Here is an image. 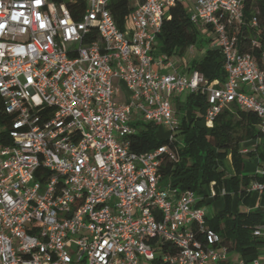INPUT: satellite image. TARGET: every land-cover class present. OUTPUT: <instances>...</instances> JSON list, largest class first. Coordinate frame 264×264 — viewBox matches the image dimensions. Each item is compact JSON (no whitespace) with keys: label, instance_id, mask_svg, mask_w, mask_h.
<instances>
[{"label":"built area","instance_id":"obj_1","mask_svg":"<svg viewBox=\"0 0 264 264\" xmlns=\"http://www.w3.org/2000/svg\"><path fill=\"white\" fill-rule=\"evenodd\" d=\"M128 1L119 27L112 0H0V264H264V223L252 230L259 253L232 258L203 197L162 180L176 151L130 147L137 122L167 126L176 140L173 102L185 92L204 95L206 126L235 105L257 116L264 136V51L238 48L244 0ZM177 2L212 31L223 82L156 52ZM252 175L246 191L264 202V163Z\"/></svg>","mask_w":264,"mask_h":264},{"label":"trees","instance_id":"obj_2","mask_svg":"<svg viewBox=\"0 0 264 264\" xmlns=\"http://www.w3.org/2000/svg\"><path fill=\"white\" fill-rule=\"evenodd\" d=\"M111 6L114 18L121 27L124 15L131 9L130 3L128 0H112ZM251 17H256L258 24L253 29L249 27ZM243 21L236 33L238 48L258 56L264 51V0H244ZM198 40V31L190 20L186 5L177 2L164 17L155 48L157 53L181 56ZM252 40H256L258 45H253ZM188 66L198 70L208 81L217 79L223 82L225 79L220 50L207 48L200 59L191 60ZM178 103L180 111L185 112L180 118L179 139L168 142L157 136L155 124L137 122V131L130 137V147L135 152H145L169 144L176 151L177 160H166L160 166L162 180H170L179 190H192L202 196L203 199L198 202L200 206L222 198L224 205L212 215L207 214V225L219 234L221 243L228 246L231 252L250 260L263 244L261 239L253 236L252 230L263 221L264 202L259 200L258 209H246L255 203V192L246 191L254 176L245 173V170L258 161L264 163V144L259 142L255 151L246 154L239 153V148L263 136L258 128V118L252 112L231 105L232 109L224 108L215 117L213 125L208 127L199 116L205 106L204 95L187 92L184 100H178ZM0 119L2 124L7 122L1 113ZM227 154L231 155L234 169V174L230 176L226 175L223 167ZM247 162L250 164L247 165ZM260 179L264 180V177ZM211 182L216 189L214 197L208 195ZM222 188L225 194L220 196L218 193ZM164 246V250L176 252V247L169 243H164Z\"/></svg>","mask_w":264,"mask_h":264},{"label":"rangeland","instance_id":"obj_3","mask_svg":"<svg viewBox=\"0 0 264 264\" xmlns=\"http://www.w3.org/2000/svg\"><path fill=\"white\" fill-rule=\"evenodd\" d=\"M195 27H196V29L198 31V39L199 40L196 41L193 44V47L191 49H188L187 48L185 50V52L180 56V58H181L180 60H185L187 63H190L191 60H198V59H200L204 55V53L206 52L207 48L208 49H213V50H219L218 46L214 42V35H213L212 31H210V30H207L206 31V30L202 29L199 26H195ZM171 59L174 62H177V64L180 62L179 56L178 57L177 56H172ZM182 64H179L178 68L181 71H185V67ZM120 86H121V92H122V94L120 95V98H124V96L127 94V90H126V87H125L124 83H121ZM186 94H187V92L182 93L179 96V98H176L174 100V102H173V109H174L175 114L177 115V117L179 119L182 117V115L185 114V112L180 111V109L178 107V104H179L178 103V100L183 101ZM228 109H232V107H229ZM198 115H199V113H198ZM212 125H213V122L210 125H207V126L210 127ZM156 126H157V128H156V134H157V136L159 138H161V139H167L168 138V135L170 134L169 128L167 126L162 125V124H158ZM1 129L3 130L4 129V126H3L2 122H1V119H0V130ZM180 131L181 130L178 129V131L176 133V138L177 139L180 138ZM258 142H261L262 144H264V136H262L259 139ZM249 145L248 144H246V145L243 144L242 146H249ZM249 164L247 162V165H249ZM223 167H224V169L226 171V175L227 176H230L231 174H234V169H233V166H232V163H231V155L230 154H227L226 157L224 158V160H223ZM247 169L248 168H246L245 173L247 172V173L250 174L253 171V168H249L248 170ZM210 185H211V183L208 186L209 194L211 192ZM213 189H214V191L216 193V189L214 187H213ZM252 204H254V205H252ZM252 204H251L252 206H255V203H252ZM223 205H224L223 204V199L222 198H219V200H213L210 203H203L202 204V207H204V209L206 210V212H207L208 215L209 214L212 215V213L214 211L218 210ZM248 207H246V208H248ZM240 209H242V207H240ZM235 256H236L235 253H231V257L232 258H234ZM222 264H224V263H222Z\"/></svg>","mask_w":264,"mask_h":264},{"label":"crops","instance_id":"obj_4","mask_svg":"<svg viewBox=\"0 0 264 264\" xmlns=\"http://www.w3.org/2000/svg\"><path fill=\"white\" fill-rule=\"evenodd\" d=\"M181 58H180V56H179V60H180ZM183 63V64H182ZM179 64H182L183 66L184 65H186V68H189V66H188V63L185 61V60H180V62L178 63V65ZM127 90V89H126ZM128 95V91H127V94L124 96V97H126ZM120 98V97H119ZM179 98V97H178ZM120 99H123V98H120ZM259 141V140H258ZM255 142H256V140H253V141H250V142H248V143H246V144H250V145H252V144H255ZM245 144V145H246ZM253 168V171H254V168H255V166H253L252 167ZM253 171L249 174V175H251V174H253ZM254 205V204H253ZM259 208V196H258V194L257 193H255V206H249L248 208H246L247 210H250V209H258ZM263 212H264V210H263ZM261 223H264V218H263V221L261 222ZM260 248H262V246L260 247ZM259 251H260V249H259ZM259 251H258V253H259ZM236 254V253H235Z\"/></svg>","mask_w":264,"mask_h":264}]
</instances>
